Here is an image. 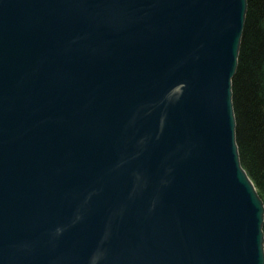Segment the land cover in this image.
<instances>
[{
    "label": "water",
    "instance_id": "water-1",
    "mask_svg": "<svg viewBox=\"0 0 264 264\" xmlns=\"http://www.w3.org/2000/svg\"><path fill=\"white\" fill-rule=\"evenodd\" d=\"M248 0H0V264H264L233 78Z\"/></svg>",
    "mask_w": 264,
    "mask_h": 264
},
{
    "label": "trees",
    "instance_id": "trees-1",
    "mask_svg": "<svg viewBox=\"0 0 264 264\" xmlns=\"http://www.w3.org/2000/svg\"><path fill=\"white\" fill-rule=\"evenodd\" d=\"M233 103L241 163L264 202V0H248Z\"/></svg>",
    "mask_w": 264,
    "mask_h": 264
},
{
    "label": "bare ground",
    "instance_id": "bare-ground-1",
    "mask_svg": "<svg viewBox=\"0 0 264 264\" xmlns=\"http://www.w3.org/2000/svg\"><path fill=\"white\" fill-rule=\"evenodd\" d=\"M240 54V53H239Z\"/></svg>",
    "mask_w": 264,
    "mask_h": 264
}]
</instances>
